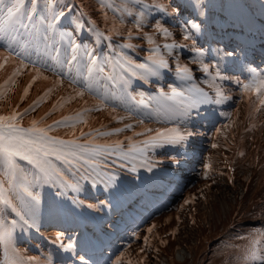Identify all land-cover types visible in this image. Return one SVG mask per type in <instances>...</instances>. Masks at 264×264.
<instances>
[{
  "label": "rangeland",
  "instance_id": "rangeland-1",
  "mask_svg": "<svg viewBox=\"0 0 264 264\" xmlns=\"http://www.w3.org/2000/svg\"><path fill=\"white\" fill-rule=\"evenodd\" d=\"M91 1L93 3L88 0L90 6L87 8L91 15L90 18L103 29L104 33H109L110 36H112L111 46H109L107 49L105 48L103 41L100 40L99 44V41L97 40L98 35L96 33L90 35V33L87 32L88 38L91 39V45L88 44V41L85 42L86 38L83 33L85 29L84 24H81V28L78 32V34L81 35V38L76 42V33L73 30L70 33L68 30L72 26L73 16L71 15V12H67V8H65V10L61 8L60 11L64 12L65 15L59 20H55L61 32L66 31V34H72V38L69 36L67 37L66 41H64L57 35V33L51 35L48 34V29L46 27L47 17L45 8L48 6L49 0H39L41 8L39 9L38 16L33 10H31L32 5H30V3L32 4V2L28 1L25 3V10H20V13L17 14L18 20L14 25L16 28V36L14 37L15 44L23 45L26 51H31L35 55L40 56L42 61L55 64V68L52 69L55 74H51L40 68L30 67L23 63L22 55L19 53H11L10 50H8L9 48L6 49L5 38L0 39V64H6L7 72H10V68H12L13 72L12 83L8 84L11 81L10 79L9 82L3 83L0 86V115L8 116L12 114L13 110H15L17 113H19L17 121L21 127L29 128L32 126L31 122L36 120L38 122L37 127L46 128L48 125H51L52 127L50 130H48V133L50 135L63 137L60 139L65 140L68 136L81 134L86 130L99 129L103 125L104 119L106 120L107 118H110L109 116L113 115L111 113L109 115L108 113L104 112V108H107L106 106H108L109 103L111 104V108L125 113L127 116L135 119L137 122L141 124L146 123L153 126V131L142 134L139 137L137 136L134 140L119 141V149L115 147L116 141L110 143L108 145L110 148H116L117 150L121 151H113L111 155H107L108 158L103 161L104 166H102L99 170H96V173L104 174L103 176L93 173L91 168L82 165L78 168V170L74 168L75 176L69 172L67 177H63L64 181L76 185L78 190H74L73 188L71 190H61L60 188V190H56L53 192L52 196L47 198L44 196V194L39 195L36 225L34 227H29L27 224H24V222L20 220V218L15 212L11 210V208L6 209V214L5 212L0 211V230L8 228L11 229L12 233L10 243H0V264H9V262H12V264H30L27 260V256L22 254V252L18 249L17 240H19V238H21L26 233L31 232L33 229H37L43 218H52L54 216H62L65 218L76 216L78 218H82L79 215L81 212L84 214V217L90 216L91 214L88 213L90 210L83 208V205L85 204L84 200L88 198L84 195L90 192H102L106 194V189L113 187L117 188L127 179V176L130 173L129 170L131 168V170L142 169L144 167L145 156L148 155L150 150L153 149L152 146L145 147L143 141L156 134H154L156 127L152 121L161 118L162 115H166L164 111L160 110L159 102L152 99L153 97L159 96V94L156 93L161 89L157 86L158 83L146 82L147 80L141 79L138 76H131L129 73L124 72L123 69H120L118 65H115V61L124 56L135 61L136 63H140V61L135 58L137 56L134 55V53L140 52L141 54H144L145 50L141 51L139 47H135L134 49H125L121 47L122 44L119 42H123L124 40H131L135 42L133 36H129V32H135L141 28L140 27L137 29L135 23L136 19L138 18L140 12L143 11L145 13L144 22H147L151 18L153 10H147L143 6L137 13H135L133 12L134 10L131 8V5L127 3L125 4V8L121 9V2L123 0ZM143 1L146 2L147 0ZM6 3L9 5L10 0H7ZM108 3H111L113 7H107L106 5ZM135 5L140 6V4ZM129 11L132 12L131 15L128 14ZM56 14V11H54L51 14V19H54ZM91 19L88 18L86 20L88 26H93V21ZM150 23L152 24V22ZM163 26L169 29L171 26H173V24L171 26L163 24ZM146 29H149V27H146ZM45 35L49 36L48 40L43 39ZM71 41H75V44L79 46V51L76 53H73ZM189 42L191 43L193 40L189 39ZM88 45L91 48H87ZM96 47H98L97 51ZM186 50V47L173 48L171 50L172 54L169 56L173 57L172 65H176L175 69L177 68L178 63L182 62L183 59H187V63L196 62L201 65V56L197 57L196 54H191L188 51L186 54ZM74 54L76 55V60H72V56ZM5 57H7V60H5ZM92 57L96 58L97 65L102 67L104 72L101 73L97 71L95 73L97 78L93 81L92 89H87L89 93L88 94L83 89H81L80 86L84 85L83 76L87 74V67L90 64ZM70 60L72 62L69 64L68 61ZM106 61L108 62L107 68L102 66ZM10 63H13L14 65L11 66ZM63 69H65V72H63ZM37 71L39 72L38 76ZM29 72L35 73V79H27ZM108 75H111L113 80H108ZM121 75H123L128 81L127 83H124L122 80L118 79ZM67 76L72 77V82L76 83V85L71 84V82H67L63 78ZM44 77H47V79ZM155 77L156 76H148L147 79L153 80ZM192 78L197 80L194 73H192ZM24 80L28 81V86L31 88V92L27 91L26 94L24 92V88L20 84ZM206 81L209 85L211 84V80L208 77H204L202 82L197 81V84L198 86H207L205 84ZM187 83V86H183L185 89L192 85L191 81H188ZM145 84H154L157 86V90L143 87ZM170 88H167L165 92H168ZM49 89L52 91L48 92ZM46 92H48L47 96H45ZM77 92H83V95L76 96ZM21 97H23V99H21ZM41 97H43V99H40ZM141 99L144 100V104L139 103ZM50 103H52L51 106H49ZM53 105H56V107L53 108ZM251 106L252 105L249 102L247 106L248 112L246 111V117L248 119L251 117L250 110L253 108ZM256 107L258 112L260 110L264 111L262 110L264 105L261 106L260 102L256 104ZM25 109H28V111L25 112ZM86 109L88 110L87 112H85ZM40 112L43 113V116L40 114ZM77 113H81L80 120L75 119ZM39 115L41 116L38 117ZM64 117H69L70 119L64 120ZM41 118L43 119L41 120ZM43 121L45 123H43ZM55 121H59L60 123L56 124L54 123ZM237 130V128H233L229 132V135L232 136V144L235 142V134L237 133ZM107 132V135L114 134L112 129L107 130ZM232 132L234 135H232ZM246 134V138L251 135L250 131H247ZM239 141L240 140H237V144L240 145L241 142ZM129 147L139 148L143 151L130 152ZM259 150L260 149H257L258 152ZM236 151L240 156L239 159L237 160L236 158H232V160H230V158L227 157L229 161L226 162L227 165L223 171L226 173L232 172V175L234 170H236V174L241 171L240 180L244 181L247 175L246 172H244L245 170H243L244 166H240V164L246 159H250L252 161L251 157L253 158V156V159L256 162L255 156L257 155H254L256 153H253L252 150L250 152H246V150L243 151V149H239L237 147L235 148V152ZM125 153L127 154V158H125L123 155ZM260 153L263 154L264 151ZM250 154H253V156H250ZM219 164V161H215L213 165L216 167L211 166V169L222 170L218 168ZM0 172L1 176L4 178V182L8 183L9 175H6L4 171ZM20 172H23L21 167L17 174L23 176ZM30 175L31 174L28 173L26 177ZM84 176H88V178L84 179ZM105 176H115L114 182L111 184L107 183ZM260 178L261 177L257 175L253 176L247 183L248 187L251 182L253 188H255V186H257V182L261 180ZM203 179L204 178L201 180ZM201 180L199 181L200 184L198 187L199 193L206 195L209 191V188L203 187ZM42 181L43 180H41V182ZM233 184H235V182H233ZM262 189H264V184ZM98 195L99 197H102V194ZM15 199L16 202L13 203H20L22 205L21 200L17 199V193ZM198 199L199 197L194 200L188 199L186 201V218H180L179 220L177 218L178 224L176 225V229H178L177 231H179L181 227L184 226L189 230V238L184 242V244L192 252L196 251L199 246L205 243L206 237H210L217 233L225 223L226 219V212L224 209L218 214H213L214 216H212V204H214L213 200L205 199L207 202L204 201V203L199 206ZM91 204H93L90 208L92 211H96L97 209L101 208V205L94 200H91L90 205ZM207 206L209 210L207 209ZM224 206L227 209V205L224 204ZM13 221H16L15 226L12 224ZM164 223H167V221L163 220V222H158L155 227H150L149 229H151V231L148 230L147 236L149 238V243L146 240H144L143 243L146 245H152L153 242L158 244V236H160L161 240H169V237L165 231L161 230L158 232L157 230V228L162 226ZM250 233L251 235L244 236L242 239H232V244L226 242L223 246H221L224 249V251L222 250L221 252L230 254L232 250V257H238L239 259L240 254L246 249H248V251L251 249L250 252H254L253 250L264 249V225H258V228H255ZM179 237L176 239L175 245L179 241ZM133 249H135V247L130 248L129 252L124 253L115 262V264H136L137 262H144V260L148 258V254H158L160 247L158 246L155 249L153 247L150 253L147 255L145 254L146 256L144 255L145 257L142 255H138L137 257L132 256ZM137 253H139V251ZM222 253L219 254L216 252L213 256L209 257L211 264H225L227 257H224ZM246 257L247 256L242 255L240 258ZM29 258L32 259L34 257ZM48 258H50L48 253L37 255V259L40 261H48ZM170 258L173 260L176 259L173 255H171ZM159 261L160 260H158V262ZM246 261L247 259H245L243 262L246 263ZM234 263L236 264V260ZM234 263L232 259V264Z\"/></svg>",
  "mask_w": 264,
  "mask_h": 264
},
{
  "label": "bare ground",
  "instance_id": "bare-ground-1",
  "mask_svg": "<svg viewBox=\"0 0 264 264\" xmlns=\"http://www.w3.org/2000/svg\"><path fill=\"white\" fill-rule=\"evenodd\" d=\"M6 1L7 0H4L5 5H8ZM28 1L32 2V4L30 3V5H32L31 10H33L34 13H36V15L38 16L39 9L41 8V4L39 0H23V7L21 8V10H25L24 5ZM89 1L93 3L91 0ZM11 2L12 0H10V3ZM153 2H163L166 4L164 0H151L146 2L143 1L142 5L144 6L145 9L147 10L152 9L154 10V12H156L154 8L150 7V5ZM126 3L131 5V8L134 10L133 12L137 13L140 10V7L132 3L131 0H123L121 2L122 5L121 9L125 8ZM250 3L252 5H256V3H252V0L250 1ZM145 5H148L149 7H145ZM228 5H230V3ZM88 6H90L88 0H49V4L45 8L46 17H47L46 27L50 21L54 20L51 19V14L54 11H56V13L58 14L61 12L60 11L61 8L63 10L67 8L68 9L67 12L68 13L71 12V15L73 16L72 26L68 30L70 33L72 30L76 33L77 35L76 42L81 38V35L78 34V32L81 28V24H84L85 29L83 33L86 38L85 42L88 41V44L91 45V39L88 38L87 32L90 33V35L96 33L97 35L99 34L97 39L99 41V44H100V40L103 41L105 48L107 49L109 46H111L112 36H110L109 33L106 32L104 33L103 29L90 18L91 15L87 9L89 8ZM4 11H6V8L4 9ZM88 18L93 21V26L87 25L86 20ZM54 22H55V28L52 31L48 30V34L51 35L57 33V35L61 38V34L62 33L66 34V31L61 32L57 26V22L56 21ZM177 24H178L177 22L174 23L173 21V26L169 28V31L172 33V35L169 38H165L161 33L155 32L154 25L148 22H143V24L140 26L141 28L138 31L131 32L132 33L131 36H133L135 42L131 40H128L130 42L124 40L123 42H119V43H121L122 45L125 43H130L135 45L136 47H139L141 51L145 50L144 54H141L140 52L134 53V55L137 56L135 58L138 61H140V63H144L146 62L145 58L150 54V51L155 46V45H150L149 42L144 38L143 34L148 33L153 36V39L155 40V44L160 46V51L164 53L165 58L167 59L168 54L163 49V44L172 43L173 41H175L178 44L188 43V41L184 40L185 33L183 31V28L179 24H178L179 26ZM146 27H149V29H146ZM15 32H16V28L14 27L13 29L10 30L8 36L5 38L6 49L9 48L8 50H10L11 53H15V54L19 53L20 55H22L23 63L27 64L28 66L33 68H40L51 74H55V72L52 70L53 68H55L56 66L55 64L42 61L40 56L35 55L31 51H26L23 45L15 44V40L13 39V37L16 36ZM245 36L248 37V35ZM67 37L69 36L65 35L63 40L66 41ZM70 37L72 38V34L70 35ZM215 37L217 39L216 45L220 46L221 44L220 40H224V38H222L220 33H216ZM87 48H91V47L88 45ZM97 50L98 47H96V51ZM224 53L226 52L222 51V55H224ZM10 64L11 66L14 65L13 63ZM183 65L187 66L192 72H194L196 74V77H199L201 75L200 72L202 68L196 65L195 63H187L186 61H183ZM102 66H105L107 68L108 62L107 61L104 62ZM260 69L263 72L262 74H254L257 77V79L264 78V67ZM208 70L211 71V68L209 66H208ZM63 72H65V69H63ZM210 74L211 77L213 78L212 72H210ZM12 75H13L12 68H10V72H7L6 64H3V67H0V86L3 83L9 82L10 79L11 81L8 84H11L13 81ZM254 75L247 74L248 84L250 83L252 84V87L247 91L244 89L245 84L244 85L239 84L236 86V83H234L233 87L232 84H230L227 88L223 87L222 89L217 84L211 85V91H210L211 93H216L217 90L219 91L224 90V92H227L228 97L226 99V102L229 101L231 102L232 105L229 113L227 114L224 122L222 123L223 125L222 124L219 125L216 129H214L211 133H209L206 141H201V143L203 144L202 145L203 149H201L202 152L199 154V158L201 157V162L199 164V167L194 172V177L192 181L187 180L185 182V187L181 189L178 195L174 198L172 205L169 207L168 210H166L164 213H161L157 217H152L150 221L146 222L145 225H143L140 229L136 230L133 234H131L129 243L123 248V250L120 252V254L117 256V258L114 260L112 264H115V262L124 253L129 252L130 248L132 247H135V249H133L132 251L133 252L132 256L137 257L138 255H142V256H144L145 254L147 255L152 251L153 247L155 249L158 246L160 247L158 254L156 253V255H153L152 253H150L147 255L148 258L145 259L144 262H137L136 264H179V263L180 264L181 263L211 264V260L209 259V257L213 256L216 252L221 254L222 253L221 251L222 250L224 251V249L221 246H223L226 242L232 244V239L235 238L242 239L244 238V236H249L251 235L250 232L252 230L258 228V225L260 224L264 225V189H262V186L264 184L263 182L264 153L263 154L260 153L264 151V111L260 110L259 113L256 109L257 107L255 106V104L259 103L261 99H264V89L260 90L259 92L256 91V83L253 81ZM33 77H35V73L29 72L27 79L32 80ZM63 78L67 82H71V84L76 85V83L72 82L73 80L72 77L67 76ZM20 84L24 89L28 88V92H31V88H29L27 80L22 81ZM80 87L81 89H83L85 92L88 93L85 85ZM249 102L253 107H255L254 117H250V119L246 117V111L248 112L247 106ZM51 105L52 103H50L49 106ZM110 105L111 104L108 103V106H106L107 108H104V112L108 113L109 115L110 113L113 115L109 116L110 118H107L106 120L104 119L103 121L104 123L99 129L97 128V130L96 129L86 130L83 132L84 135L82 134L71 135L66 137L65 140H76L77 143H81V144H83L86 140H91L95 144H103L108 146L110 143L115 142L117 140L118 141L134 140L137 136L139 137L142 134H146L150 131H153V126L149 124H141L137 122L135 119L127 116L125 113L116 110L114 108H111ZM262 110H264V107ZM40 114L43 116L42 112H40ZM41 115H39L38 117H40ZM43 123L45 122L43 121ZM126 125H131V127H125ZM118 128L121 129V131L116 132L115 129ZM233 128H237L238 130L237 133L235 134V142L232 144V136L229 135V132ZM109 129H112L114 131V134L107 135L108 133L107 130ZM247 131H250L251 133V135L248 136V138H246ZM100 133H106V135H101ZM232 135H234L233 132ZM48 136L55 137L58 139L63 138L55 135H50L49 133ZM237 140H240L239 141L241 142L240 145L237 144ZM213 145H215V147H213ZM236 147L239 149H243V151L246 150V152L248 151L250 152L252 150L253 153H256L254 155H257L255 156L256 162L253 159L254 158L253 154H250V156L251 155L253 156V158L251 157L253 162L250 159H246L243 160V163L240 164V166L241 165L244 166L243 170H245L244 172H246L247 175L244 181L240 180L241 171H239L238 174H236V170H234L233 175L232 172L226 173L225 171H223V169L226 168L227 165L226 162L229 161L227 157H229L230 160H232V158H236L237 160L239 159L240 156L237 154V151L235 152ZM257 149H260L259 152L257 151ZM108 150L110 153L109 155H111L113 151H117V152L121 151V150H117L116 148H110L109 146H108ZM107 158L108 156L95 157V163L91 167L87 164H84L83 161H80L81 162L80 165L87 166L91 169L95 168L96 170H99L102 166H104L103 161L106 160ZM215 161H219L220 164L218 168L222 170L211 169V166L216 167L215 165H213ZM17 163L20 165L21 169L23 170V172H20L23 176L17 174L18 177H26L28 173L31 174L26 178L28 181H32L34 185L32 191L34 193H38L39 195L44 194V196L47 198L49 196H52L53 192H55L56 190H60V188L61 190L72 189L71 187L67 186V184H71V183L67 182V184H65V181L63 179L51 180L47 183H45L44 181H42L43 183L41 181L37 182L34 176L36 170L30 164L18 158H17ZM53 163L61 169V171L63 172V177H67L69 175V172L75 176L74 169L72 171H69L62 164H60L59 161H56L54 158H53ZM0 171H4L2 165H0ZM255 175L261 177L260 178L261 180L257 182V186H255V188H253L251 182L248 187L247 185L248 181ZM202 178L204 179L201 180ZM200 180L201 183L203 184V187L209 188V191L206 195H202L199 193L198 187L200 184L199 183ZM233 182H235V184H233ZM0 195H3L8 199H10L12 201V204L17 208V210H20L23 207V204L21 205L20 203L18 204L13 203L16 202L15 199L16 192L13 189L9 188L8 183L4 182V178L1 176V172H0ZM198 197H199L198 199L199 206L202 205L204 201L207 202V200L205 199L213 200L214 204H212V216H214L213 214H218L220 211L224 209L226 212L225 214L226 219H225V223L222 225V227L219 229L217 233L213 234L210 237H206L205 243L199 246L196 249V251L192 252L184 244V242L189 238V230L187 229V227L184 226L181 227L179 231H177L178 229H176V225L178 224V220L180 218H186L185 215V210L187 209L186 201L188 199L194 200L197 199ZM224 204L227 205V209L224 206ZM7 208L10 207L0 203L1 212H5L6 214ZM207 209L209 210L208 206ZM163 220L167 221V223H164L162 226L158 227L157 230L158 232H160L161 230L165 231L167 236L169 237V240H161L160 236H158V244H156L155 242H153L152 245L144 244L143 242L145 238H147V242L149 243V238L147 237L149 228L155 227L158 224V222H163ZM25 237L32 238V236L29 235L28 233H26L22 237V240H24ZM178 237H179V241L175 245V241ZM138 251L139 253H137ZM247 251H248L247 249L244 250V252L240 254L239 259L238 257H232V250L230 254L222 253L224 257H227V259L225 258L226 259L225 264H232V259H233V263L236 260V264H262L260 260L249 259V255L251 252L247 253ZM253 251L256 252L258 255L264 256V249H258ZM22 254H25L27 256V260L30 264H53V262L49 263L47 261H42V260L40 261L35 257L31 259L29 258L28 253L24 250H22ZM171 255H173L176 259L175 260L171 259L170 258ZM242 255H245L247 257L240 258L242 257ZM245 259H247L246 263L243 262L245 261ZM158 260L160 261L158 262Z\"/></svg>",
  "mask_w": 264,
  "mask_h": 264
},
{
  "label": "snow or ice",
  "instance_id": "snow-or-ice-1",
  "mask_svg": "<svg viewBox=\"0 0 264 264\" xmlns=\"http://www.w3.org/2000/svg\"><path fill=\"white\" fill-rule=\"evenodd\" d=\"M131 2L135 4H143V0H131ZM106 6L109 8L113 7L111 3H108ZM22 7L23 0H12L9 5H5L4 0H0V39L6 38L10 30L14 28V25L18 20L17 14L20 13ZM145 7L149 6L145 5ZM150 7L154 8L161 16L183 18L186 13L191 16L189 11L190 8H199L200 5L199 0H168V3L166 4L163 2H153ZM5 8L6 11H4ZM169 9H171V11H169ZM128 14L131 15L132 12L129 11ZM64 15V12L56 14L54 20L47 24L48 30H54V21L59 20ZM144 16L145 13L143 11L140 12L138 18L135 21L137 29H139L143 24ZM183 31L185 33V41H188L189 39L193 40L192 50L196 53V56H202L204 50L194 46V36L200 32V24L197 23L195 19H187L184 21ZM155 32L161 33L165 38H169L172 35L169 29L165 28L159 21H157L155 25ZM131 34L132 33L129 32V36H131ZM65 35L70 36L71 34L62 33L61 38L63 39ZM143 35L150 45H155L150 51V54L145 58L146 62L136 63L135 61L124 56L120 59H117L115 61V65H118L120 69H123L124 72L129 73L131 76H138L141 79L147 80L148 76H158L160 74V70L167 69L169 65L164 53L160 51V46L155 44L153 36L148 33H144ZM13 39L15 38L13 37ZM43 39L48 40L49 36L45 35ZM71 45L73 53L79 51V46L75 44V41H71ZM121 47L134 49L136 46L130 43H125L121 45ZM185 47H188V45L183 43L178 44L175 41L172 43L163 44V49L168 55L172 54L171 50L173 48ZM232 54L233 53L231 52L227 53L229 56ZM5 60H7V57H5ZM72 60H76L75 54L72 56ZM71 62V60L68 61L69 64ZM0 67H3V65L0 64ZM202 70L207 73L208 66L203 65ZM97 71L103 73L104 69L99 67L97 65L96 58L92 57L91 62L87 67V74L83 76L84 85L89 90L92 89L93 81L97 78L95 76ZM250 71L255 73L256 70L250 69ZM38 75L39 72L37 71V76ZM175 75L180 81L192 80L191 70L187 66L178 65ZM44 78L47 79V77ZM215 78L224 79L225 77L221 76L220 73L217 72L216 77L213 79ZM33 79H35V77H33ZM107 79L113 80V77L108 75ZM118 79L122 80L124 83L128 82L123 75H121ZM253 81L256 83L257 92L264 89V78L257 79V77L254 75ZM251 87V83L244 85V89L246 91ZM27 91L28 88H25V94ZM51 91V89L48 90V92ZM48 92L45 93V96L48 95ZM216 94V103H220L223 99H227V97H224L222 92L219 90H217ZM82 95L83 92L76 93V96ZM21 99H23V97H21ZM40 99H43V97ZM152 99L159 102L161 111H164L166 114H176L183 112L188 108L195 107L199 103L207 102L210 98L207 97V94L204 93L202 89L191 85L187 89H185L183 86L172 87L168 92L161 91L159 96L153 97ZM139 103L144 104V100L141 99ZM260 104L264 105V99L260 100ZM55 107L56 105H53V108ZM24 111L27 112L28 109H25ZM87 111L88 110L86 109L85 112ZM18 115L19 113H17L15 110H13L11 115H0V165L3 166L5 174L10 176L8 181L9 188L13 189L17 193V199L21 200L23 208L21 210H17V208L12 204V201L3 195H0V203L12 208V211L16 213V215L21 221L24 222V224H27L29 227H34L36 225L39 194L32 191L34 186L32 181H28L26 177H18L17 173L20 169V165L17 163V158L26 161L36 170L35 180L37 182L43 180L45 183H47L51 180L63 179V172L53 163V158L56 161H59L60 164H62L69 171H72L74 168L78 170V168L82 166L79 163L80 161H83L84 164H87L91 167L95 163V157L107 156L110 153L107 145L94 144L91 140H86L83 144H81L77 143L76 140H63L50 137L48 136V130H50L52 126L48 125L46 128L37 127L38 122L36 120L31 122V127L23 128L17 121ZM42 119L43 118H41V120ZM68 119L70 118L64 117V120ZM75 119L80 120L81 113H77ZM54 123L59 124L60 122L55 121ZM125 127H131V125H126ZM115 131L119 132L121 129L118 128L115 129ZM81 134L84 135L83 132ZM100 134L106 135V133ZM188 135H191V133ZM186 139L187 135L181 133L177 129H170L167 130V134L159 131L156 132L154 136L143 141V144L145 147L160 146L159 142L178 145ZM115 147L117 149L120 148L119 141L115 142ZM213 147H215V145H213ZM129 151L142 152L143 150L129 147ZM123 155L125 158H127L126 153ZM92 172L96 173V169L92 168ZM96 174L102 176L104 175L101 173ZM83 178L87 179L88 176H84ZM105 179L107 180V183L111 184L114 182L115 176H105ZM65 184H67V181H65ZM67 186L73 188L74 190H78L76 185L67 184ZM89 207H92V205H89ZM12 224L15 226L16 221H13ZM149 231H151V229H149ZM11 237V229L5 228L0 230V243H10ZM57 239L59 240L60 237L58 236ZM145 240L147 241V238H145ZM62 247H64L65 250H70L73 248V245L68 243L67 245H62ZM83 259L84 258L81 257L82 261ZM249 259L260 260L262 264H264V256L258 255L256 252H251ZM9 264H12V262H9Z\"/></svg>",
  "mask_w": 264,
  "mask_h": 264
}]
</instances>
